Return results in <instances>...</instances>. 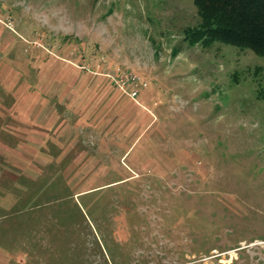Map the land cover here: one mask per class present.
<instances>
[{"label":"rangeland","instance_id":"obj_1","mask_svg":"<svg viewBox=\"0 0 264 264\" xmlns=\"http://www.w3.org/2000/svg\"><path fill=\"white\" fill-rule=\"evenodd\" d=\"M200 23L194 0H0V263L264 264V56Z\"/></svg>","mask_w":264,"mask_h":264},{"label":"trees","instance_id":"obj_2","mask_svg":"<svg viewBox=\"0 0 264 264\" xmlns=\"http://www.w3.org/2000/svg\"><path fill=\"white\" fill-rule=\"evenodd\" d=\"M201 23L186 30L191 43L224 42L264 56V0H194Z\"/></svg>","mask_w":264,"mask_h":264},{"label":"built area","instance_id":"obj_3","mask_svg":"<svg viewBox=\"0 0 264 264\" xmlns=\"http://www.w3.org/2000/svg\"><path fill=\"white\" fill-rule=\"evenodd\" d=\"M117 85L123 90L124 92L128 93L133 98H137L139 95L140 88L145 85V83L141 80L140 77L130 74L126 76L117 77L116 79ZM129 84L132 85V88H129Z\"/></svg>","mask_w":264,"mask_h":264},{"label":"crops","instance_id":"obj_4","mask_svg":"<svg viewBox=\"0 0 264 264\" xmlns=\"http://www.w3.org/2000/svg\"><path fill=\"white\" fill-rule=\"evenodd\" d=\"M0 264H3V263H0Z\"/></svg>","mask_w":264,"mask_h":264}]
</instances>
